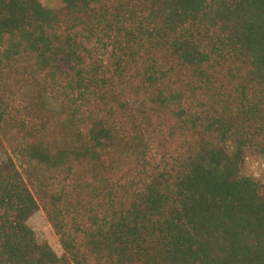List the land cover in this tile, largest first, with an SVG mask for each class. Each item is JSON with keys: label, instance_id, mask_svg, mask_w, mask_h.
<instances>
[{"label": "trees", "instance_id": "trees-1", "mask_svg": "<svg viewBox=\"0 0 264 264\" xmlns=\"http://www.w3.org/2000/svg\"><path fill=\"white\" fill-rule=\"evenodd\" d=\"M58 1L0 0V264H264V0Z\"/></svg>", "mask_w": 264, "mask_h": 264}, {"label": "rangeland", "instance_id": "rangeland-1", "mask_svg": "<svg viewBox=\"0 0 264 264\" xmlns=\"http://www.w3.org/2000/svg\"><path fill=\"white\" fill-rule=\"evenodd\" d=\"M45 7L60 10L62 5L58 0H42ZM2 151L12 157L17 167L22 171L21 162L15 158L13 151L4 146ZM244 174L264 184V158H250L244 166ZM29 226L34 230L39 243H48L59 257L64 255L59 238L42 210L35 212L29 220Z\"/></svg>", "mask_w": 264, "mask_h": 264}]
</instances>
